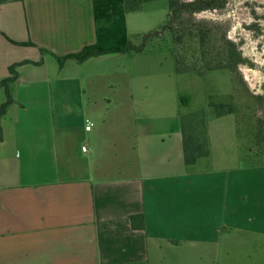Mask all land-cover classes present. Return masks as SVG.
I'll return each mask as SVG.
<instances>
[{
	"label": "crops",
	"instance_id": "obj_1",
	"mask_svg": "<svg viewBox=\"0 0 264 264\" xmlns=\"http://www.w3.org/2000/svg\"><path fill=\"white\" fill-rule=\"evenodd\" d=\"M99 24L94 0L0 4V83L19 75L0 123V264H233L247 242L264 256V166L219 160L207 127L208 156L186 165L193 113L138 123L130 71L108 66L122 53L59 65Z\"/></svg>",
	"mask_w": 264,
	"mask_h": 264
},
{
	"label": "rangeland",
	"instance_id": "obj_2",
	"mask_svg": "<svg viewBox=\"0 0 264 264\" xmlns=\"http://www.w3.org/2000/svg\"><path fill=\"white\" fill-rule=\"evenodd\" d=\"M169 14L168 0L148 2L142 11L128 14V43L140 47L146 36H152L143 54L122 53V61L108 64L113 70L130 71L133 100L129 104L135 109L136 121L155 127L167 122L179 129L181 116L203 114L213 154L219 160L224 156L234 158L238 168L264 166V149L255 145L256 134L261 130L264 134V0H227L221 10L185 13L177 18V32L192 29L196 36L199 30L207 34L204 59L221 60L230 67L224 70L177 72L171 34L163 33L165 39L155 35L161 32ZM118 25L116 39L112 40L117 46L121 37ZM109 27L100 22L102 32ZM188 51L200 59L195 45ZM138 75H143L142 81L136 78ZM111 100L112 106L124 104L116 97ZM218 111L233 114L218 117ZM261 144L264 147V140ZM253 250L248 242L238 247L233 264H264V256L252 257L256 254Z\"/></svg>",
	"mask_w": 264,
	"mask_h": 264
},
{
	"label": "trees",
	"instance_id": "obj_3",
	"mask_svg": "<svg viewBox=\"0 0 264 264\" xmlns=\"http://www.w3.org/2000/svg\"><path fill=\"white\" fill-rule=\"evenodd\" d=\"M23 1V0H0V4ZM159 0H94V9L98 24L101 21L109 24V28L102 32L99 24L98 29V43L96 46L86 47L80 53L59 58V65L62 66L66 60L73 59L79 63H83L88 59L104 54L113 53H129V54H143L146 51V41L152 35L145 37V42L140 46H134L128 43L127 40V22L126 16L131 13H137L143 10L144 4ZM170 6V14L168 21L163 26L161 32L155 35L163 38V33H170L173 39L172 51L176 60V70L178 73H193L201 72L202 70H224L230 69L229 65H225L221 60L204 59L207 55L206 48L207 34L202 30L197 31L198 36L194 35L192 29H184L180 32L176 31L177 18L183 16L185 13H200L205 11L221 10L225 7L227 0H194L188 2L187 0H168ZM118 25L121 34L119 46L113 45L112 40L116 39L115 26ZM197 38V39H196ZM165 39V38H163ZM188 39V40H186ZM21 46H34L33 43H16ZM123 45V46H120ZM196 47L201 55L198 56L195 52H189L190 47ZM189 48V49H188ZM42 54L46 53L41 49ZM42 64V61L35 63ZM10 76L0 83V89L5 90L7 101L0 108V123L1 119L6 115L9 107L14 104L13 87L19 79L16 72V66L9 69ZM183 101V100H182ZM184 103V102H183ZM186 104V102H185ZM233 114L232 112L224 114L219 112L217 116L223 117L225 115ZM202 120H201V119ZM202 121V122H200ZM204 121V122H203ZM182 132L184 134V161L188 166L194 165L200 158L207 157L209 154V146L206 138V122L203 114H193L182 119ZM255 145L259 149L262 147L264 134L262 130L257 134ZM260 138V139H259ZM0 141H2V130L0 125ZM132 228L134 230L144 229V218L142 216H133L130 218Z\"/></svg>",
	"mask_w": 264,
	"mask_h": 264
},
{
	"label": "built area",
	"instance_id": "obj_4",
	"mask_svg": "<svg viewBox=\"0 0 264 264\" xmlns=\"http://www.w3.org/2000/svg\"><path fill=\"white\" fill-rule=\"evenodd\" d=\"M93 126L94 125H93V123L90 120H86V127H85V129H86L87 132H90L92 130ZM84 151H85V148H84Z\"/></svg>",
	"mask_w": 264,
	"mask_h": 264
}]
</instances>
